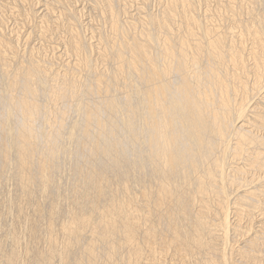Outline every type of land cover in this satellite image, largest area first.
<instances>
[{
    "label": "bare ground",
    "instance_id": "6f19581e",
    "mask_svg": "<svg viewBox=\"0 0 264 264\" xmlns=\"http://www.w3.org/2000/svg\"><path fill=\"white\" fill-rule=\"evenodd\" d=\"M68 1L60 68L0 26V264H264V0Z\"/></svg>",
    "mask_w": 264,
    "mask_h": 264
},
{
    "label": "rangeland",
    "instance_id": "374dc122",
    "mask_svg": "<svg viewBox=\"0 0 264 264\" xmlns=\"http://www.w3.org/2000/svg\"><path fill=\"white\" fill-rule=\"evenodd\" d=\"M25 1V2H24ZM32 1V2H31ZM45 1V2H44ZM46 1H48V2H46ZM54 0H0V16H1V19L4 21V23H3V21L0 19V21H2V23L0 22V26H1V24H3V28L4 29H2L3 30V33L4 34H6V35H9V37H13V38H10V39H13L12 41L13 42H18V44H19V46L18 47H21L20 48V51L21 52H23L24 51V53L27 51V48L28 49H31V48H33V47H35L36 49V51L38 52L39 50H41V51H39L38 53H39V56L41 55V56H44L45 58H48V59H51V58H53L54 57V55L56 56L57 54V60H56V62H57V64H58V66H59V68H60V66H61V64H63V63H67V62H69V61H71V59H69V56H67V55H65L64 54V49H65V42H66V40L67 39H64V37L66 38V34H67V27H65V23H64V21H63V23H61V22H59L58 24H57V22L55 23V22H53V23H49V25H50V29H51V31H53L52 33H51V31H50V33L53 35V37L56 39H54L52 36H51V38L52 39H54V41L51 39V41H43V39L41 40V33H40V30H42V27H40V24L42 25V23H40L41 21H40V19L42 18V19H44L45 17L44 16H46L48 13H47V11H46V9L45 8H47L46 6L49 4V7H53L52 6V4L54 3L53 2ZM70 1H72V0H70ZM70 1H68V2H70ZM94 1V2H93ZM116 0H114V2H115ZM141 1L143 2V3H145L144 1H146V3H147V1H148V3H147V5H144V6H146L145 8H144V6L142 5V3H141ZM206 1V0H205ZM23 2V3H22ZM35 2V3H34ZM74 2V1H73ZM75 2H76V6L78 7V9H83V22L85 23V25H88V26H86V28L87 27H90V28H95V29H98V28H96V26H99V24L101 25V20H103V19H101L99 16H101V11H103L104 9L103 8H105V6L103 5L102 7V9L101 10H99V9H97L96 8V5L94 4L95 3V0H75ZM91 2V3H90ZM118 2V3H117ZM117 2H116V5L117 4H119V5H121V7H122V9L124 8V6L125 7H127V9L129 8L128 6H133V7H131L130 9H129V12H132V13H137V11H138V9H140L141 8V6H142V8H141V12H142V10H143V8H144V11H145V9H146V12L145 13H150V11H151V13L153 12V14H159V12H160V9H161V6H163V5H165V2H162L161 3V0H131L130 2H131V4L129 3V0H126V3H125V1L124 0H117ZM120 2H122L121 4H120ZM149 2H150V4H149ZM18 3V4H17ZM123 3H124V5H123ZM133 3V4H132ZM44 4V5H43ZM130 4V5H129ZM5 5V6H4ZM29 5V6H28ZM46 5V6H45ZM211 5H212V3H211ZM213 5H214V3H213ZM37 6V7H36ZM32 7V8H31ZM101 7V6H100ZM135 7V8H134ZM140 7V8H139ZM150 9H149V8ZM28 8V9H27ZM31 8V9H30ZM59 8V7H58ZM18 9V10H17ZM20 9V10H19ZM7 10V11H6ZM8 10H9V12H8ZM29 10H34L33 12L35 13V15H34V20L35 21H33V19H29V21H28V23L25 21V19H27V17L25 18V14L26 15H28V13H29ZM131 10V11H130ZM134 12H133V11ZM149 10V11H148ZM12 11V12H11ZM24 11V12H23ZM26 11H28V13H26ZM58 11L60 12V10H57V8L56 9H53V16L54 15H56L57 13H58ZM6 12H8V13H6ZM21 12V13H20ZM92 12V13H91ZM140 12V10L138 11V13ZM90 13V14H89ZM123 13V12H122ZM121 13V14H122ZM144 13V12H143ZM92 14V15H91ZM99 14V15H98ZM19 15V16H18ZM44 15V16H43ZM91 15V16H90ZM123 15H124V13H123ZM15 16V17H14ZM48 16V15H47ZM46 16V17H47ZM49 16H50V18H49ZM48 17H47V19L49 18V19H52V20H54V18H52V16L51 15H49ZM97 16H98V18H97ZM125 16V15H124ZM123 16V17H124ZM13 17V18H12ZM35 17H36V19H35ZM103 17V16H102ZM13 19V20H12ZM20 19V20H19ZM93 19V20H92ZM97 19V20H96ZM45 20H46V18H45ZM96 20V21H95ZM30 21H31V23H30ZM35 22V23H33V22ZM26 22V23H25ZM37 22V23H36ZM103 22V21H102ZM6 23V24H5ZM10 23V24H9ZM25 23V24H24ZM89 23V24H88ZM104 23V22H103ZM27 24V25H26ZM31 24V25H30ZM53 24V25H52ZM63 25V27L61 26V25ZM96 24V25H95ZM98 24V25H97ZM18 25V26H17ZM52 25V26H51ZM55 25V26H54ZM104 25V24H103ZM103 25H101L100 27L102 28V26ZM8 26V27H7ZM105 26V25H104ZM57 27V28H56ZM1 28H2V26H1ZM0 28V29H1ZM41 28V29H40ZM56 28V29H55ZM66 28V29H65ZM59 29V30H58ZM9 30V31H8ZM35 30V31H34ZM54 30H56V31H54ZM104 33H105V31H106V34H107V32H109L108 31V28L106 29H104L103 30V28L101 29ZM15 31V32H14ZM58 31V32H57ZM18 33V34H17ZM55 33V34H54ZM58 33V34H57ZM88 34L89 33H91V32H89V30H88V32H87ZM23 34V35H22ZM57 35V37H55ZM92 35V34H91ZM19 36V37H18ZM67 36H68V34H67ZM98 36V35H97ZM6 37H8V36H6ZM63 37V38H62ZM95 37V36H94ZM21 38V39H20ZM31 38V40H29ZM18 40V41H17ZM26 40H27V43H26ZM29 40V41H28ZM64 40H65V42H64ZM97 40V37L95 38V41ZM42 41V42H41ZM93 41V43L96 45V43H95V41L94 40H92ZM91 41V42H92ZM45 42V43H44ZM47 42V43H46ZM52 42H54V43H52ZM42 43H44V44H42ZM24 45V46H23ZM34 45V46H33ZM53 46V47H52ZM45 47V48H44ZM50 47V50L48 49ZM53 49H52V48ZM44 48V49H43ZM58 48V49H57ZM46 49V50H45ZM58 50V51H57ZM52 51V52H51ZM42 53V54H41ZM56 53V54H55ZM65 56H64V55ZM62 56V57H61ZM95 56H97V57H99V54L98 53H96V55ZM68 57V58H67ZM61 59V60H60ZM22 60V59H21ZM99 61H101V60H99ZM19 62H21V61H19ZM19 62H15V63H17V64H13V71L16 69V68H18V65H19ZM101 63H104V62H102L101 61ZM100 63V64H101ZM15 65H17L16 67H15ZM103 65V64H102ZM109 65V64H108ZM108 65H106L107 67L106 68H110V65L108 66ZM15 67V68H14ZM99 67H101L100 69H102L103 71L104 70H106V68H104L103 66H99ZM103 67V68H102ZM3 76V77H2ZM0 75V79H1V81L3 80L4 81V87H3V85H2V83H3V81L2 82H0V93H3L4 92V90L5 89H3V88H5V85H6V88H7V84H8V81H5L6 80V77L4 76V75ZM5 77V78H4ZM84 82V81H83ZM3 87V88H2ZM2 91V92H1ZM7 91V89L5 90V92ZM5 92H4V94H5ZM2 95V94H1ZM0 95V96H1ZM6 96V100H7V94L5 95ZM1 99L0 100H2V98H3V102H0V104L2 103H4L3 105L1 104V106H0V112L2 111H4L6 108H7V106H5V97H4V95H3V97H0ZM39 100L40 99H42V102H40L43 106H45V105H47V107L48 106H52L51 104H49L48 105V103L46 102V100L44 101L43 100V98H38ZM38 101V100H37ZM43 101H44V103H43ZM46 102V103H45ZM39 103V104H40ZM6 105H8V104H6ZM3 106V107H2ZM50 107H48V108H50ZM3 108V109H2ZM67 111V110H66ZM68 111H69V113L71 114V115H68L69 113H68ZM67 111V116H66V120H65V124L67 125V126H69L70 124H72L73 123V121H76V119L75 118H77V115L73 112V111H71V110H68ZM2 112L0 113V114H2ZM5 112H6V110H5ZM5 112L3 113V114H5ZM73 116V117H72ZM1 117V116H0ZM17 117V116H16ZM71 117V118H70ZM75 117V118H74ZM70 118V119H69ZM72 118H74V120H71ZM68 119V120H67ZM70 120V121H69ZM41 124V123H40ZM43 125V124H42ZM44 126V125H43ZM44 129H45V127H44ZM43 129V130H44ZM47 129H49L48 131L50 132L51 130H50V128L48 127V128H46L45 130H47ZM44 130V131H45ZM49 132H47V131H45L44 132V134L47 136V134L49 135L50 133ZM0 139H1V137H0ZM44 141V140H43ZM232 220H234V219H232ZM232 237H234L233 235H232Z\"/></svg>",
    "mask_w": 264,
    "mask_h": 264
}]
</instances>
